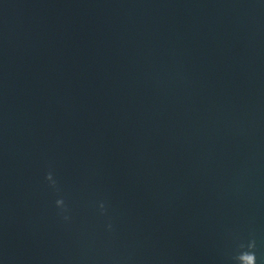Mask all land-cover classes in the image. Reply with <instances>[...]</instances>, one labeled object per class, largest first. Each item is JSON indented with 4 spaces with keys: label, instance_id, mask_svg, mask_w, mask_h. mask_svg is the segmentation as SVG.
Wrapping results in <instances>:
<instances>
[{
    "label": "water",
    "instance_id": "95a60500",
    "mask_svg": "<svg viewBox=\"0 0 264 264\" xmlns=\"http://www.w3.org/2000/svg\"><path fill=\"white\" fill-rule=\"evenodd\" d=\"M0 264H264V0H0Z\"/></svg>",
    "mask_w": 264,
    "mask_h": 264
}]
</instances>
